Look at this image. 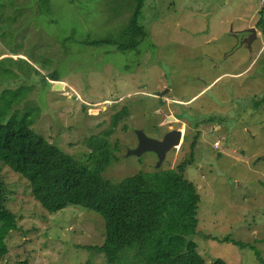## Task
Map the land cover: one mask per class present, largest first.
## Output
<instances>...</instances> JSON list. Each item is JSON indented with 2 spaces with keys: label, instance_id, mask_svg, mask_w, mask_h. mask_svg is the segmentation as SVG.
I'll return each mask as SVG.
<instances>
[{
  "label": "rangeland",
  "instance_id": "374dc122",
  "mask_svg": "<svg viewBox=\"0 0 264 264\" xmlns=\"http://www.w3.org/2000/svg\"><path fill=\"white\" fill-rule=\"evenodd\" d=\"M263 5L146 0L144 40L120 51L87 42L119 38L132 0H0V94L27 90L13 112L38 108L32 128L80 160L89 152L86 140L128 108L110 137L119 146L118 161L103 178L112 184L175 169L200 132L194 163L184 173L201 198L190 239L206 264H264V34L251 49L226 57L232 33L260 19ZM54 76L65 91H54ZM163 115L177 121L163 124ZM140 130L156 140L181 130L182 142L157 168L153 152L129 155ZM0 180L19 228L8 237L1 264H105L102 253L76 248L102 243L97 214L78 206L51 214L33 198L26 179L4 168Z\"/></svg>",
  "mask_w": 264,
  "mask_h": 264
},
{
  "label": "trees",
  "instance_id": "16d2710c",
  "mask_svg": "<svg viewBox=\"0 0 264 264\" xmlns=\"http://www.w3.org/2000/svg\"><path fill=\"white\" fill-rule=\"evenodd\" d=\"M132 1L129 22L119 38L87 43L112 45L120 51L136 49L146 36L140 24L146 0ZM50 81L60 82L56 76ZM28 95L24 88L0 94V178L8 168L26 179L33 198L51 214L69 206L97 214L104 224L102 243L76 248L102 253L105 264H206L198 245L190 239L197 233L201 198L198 189L184 179L186 169L194 163L200 132L188 146V158L175 169L139 173L121 184H112L103 178L105 170L118 161L115 153L119 146L111 144L110 137L130 110L123 107L117 111L111 116L109 129L87 139L89 152L86 160H80L32 128L33 114L40 115L38 108L27 106L23 113L13 112ZM4 190L0 182V264L9 254L8 237L19 229Z\"/></svg>",
  "mask_w": 264,
  "mask_h": 264
},
{
  "label": "water",
  "instance_id": "95a60500",
  "mask_svg": "<svg viewBox=\"0 0 264 264\" xmlns=\"http://www.w3.org/2000/svg\"><path fill=\"white\" fill-rule=\"evenodd\" d=\"M66 90V86L61 83H55L54 91L63 92ZM177 120L172 116L165 117L164 123L176 122ZM183 132L181 130H172L165 133L161 140H156L153 138L146 137V134L140 130L137 132L138 136V147L135 150L129 152V155H134L141 157L146 152H153L157 155L158 163L157 168H159L165 158L167 152L172 148L180 145L182 142Z\"/></svg>",
  "mask_w": 264,
  "mask_h": 264
},
{
  "label": "flooded vegetation",
  "instance_id": "af4514ba",
  "mask_svg": "<svg viewBox=\"0 0 264 264\" xmlns=\"http://www.w3.org/2000/svg\"><path fill=\"white\" fill-rule=\"evenodd\" d=\"M263 10L264 5L261 10L258 11L259 14H261V18L257 21L256 19L253 20V25L232 33L231 37L234 39V45L230 48V52L226 53V57H229L230 55H233L234 53L242 49H251L254 43L257 42L260 37H262V35L264 34V23L262 21V16L264 14ZM165 117L166 116L163 115L162 119H164Z\"/></svg>",
  "mask_w": 264,
  "mask_h": 264
},
{
  "label": "built area",
  "instance_id": "2783aa9c",
  "mask_svg": "<svg viewBox=\"0 0 264 264\" xmlns=\"http://www.w3.org/2000/svg\"><path fill=\"white\" fill-rule=\"evenodd\" d=\"M219 146H220V143L219 142L215 143V147L216 148H218Z\"/></svg>",
  "mask_w": 264,
  "mask_h": 264
}]
</instances>
